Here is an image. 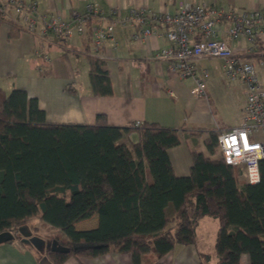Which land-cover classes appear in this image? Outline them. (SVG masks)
<instances>
[{"label": "trees", "instance_id": "1", "mask_svg": "<svg viewBox=\"0 0 264 264\" xmlns=\"http://www.w3.org/2000/svg\"><path fill=\"white\" fill-rule=\"evenodd\" d=\"M6 8L10 0H0V25L9 22V36L15 37L26 29L6 18ZM257 42L255 51L263 48ZM88 59L93 93L113 94L106 58ZM182 130L155 121L111 124L104 113L94 123H56L38 97L13 88L0 109V232L30 243L18 227L29 224L36 234L37 217L65 234L48 238L50 264L109 252L130 253L132 264H151L176 245L196 243L200 220L212 216L219 221L217 259L202 253V264H243V254L249 264H264V157L259 181L250 183L240 165L221 156V130L199 129L191 133L207 131V149L219 156L193 150L190 172L177 175L169 148L180 143ZM95 214L96 227L76 228ZM53 238L70 251H53Z\"/></svg>", "mask_w": 264, "mask_h": 264}, {"label": "crops", "instance_id": "2", "mask_svg": "<svg viewBox=\"0 0 264 264\" xmlns=\"http://www.w3.org/2000/svg\"><path fill=\"white\" fill-rule=\"evenodd\" d=\"M25 1L35 2L40 13L59 14L71 21L75 11L82 14L87 4L92 3L100 13L92 15L87 26L89 23L91 27L96 23H107L113 18L116 20L114 39L106 40L100 53L96 54L92 36L89 37L87 33L88 27L85 33L74 29L68 38L54 32L43 37L27 29L10 37V23H1L0 109L9 92L18 87L26 89L30 96L38 97L47 119L56 123H94L98 113H104L111 124L127 125L141 120L183 128L180 131V143L169 148L177 175L190 172L193 150L212 157L219 156V152L211 155L207 149V131L198 134H192L191 131L227 130L243 120L247 89L243 83L225 76L222 58L197 59L198 64L208 68L210 75L206 81V95H196L192 91L195 80L173 71L169 60L157 55L161 48L170 45L164 35V28L153 24L155 33L149 39H134L133 33L142 26L138 22L133 24L126 21L125 18L136 7H146L157 12H174L181 3L192 2L217 8L234 7L245 10L263 8L264 0ZM229 25L227 20L220 23V38L233 46L240 56L252 62L260 80L264 82V34L261 37L260 31L256 30L255 35L260 38L263 48L255 51L253 43L246 37L232 38L228 32ZM80 53L86 54L87 59L88 54L106 58L113 82V94L95 95L90 75L85 86L78 85ZM134 135L137 134L134 133L132 137ZM259 137L264 139L263 134H259ZM98 221V215L95 214L77 221L75 225L77 229H88L96 227ZM40 223L37 222L36 225ZM218 228L217 218L203 217L197 228L196 243L176 245L151 264H202V253L211 254L212 261L216 262ZM54 232L63 233L60 230ZM51 234L53 233H46L38 247L36 241L24 243L19 239L0 243V264H50L46 257L40 256L46 252L48 236ZM241 260L243 264H249L247 254H243ZM63 264H132V257L130 253L109 252L97 257L71 256Z\"/></svg>", "mask_w": 264, "mask_h": 264}, {"label": "built area", "instance_id": "3", "mask_svg": "<svg viewBox=\"0 0 264 264\" xmlns=\"http://www.w3.org/2000/svg\"><path fill=\"white\" fill-rule=\"evenodd\" d=\"M10 6L4 10L7 19H15L25 29L43 37L54 32L68 38L74 29L85 33L88 19L100 13L92 3H88L82 14L77 11L73 13L71 21L59 14L40 13L35 2L10 0ZM125 19L142 26L133 33L134 39H149L155 33L153 24L164 28V35L170 45L161 48L157 55L168 59L173 71L195 80L192 89L194 94L206 95V81L210 75L208 68L197 63L201 57L222 58L225 76L245 85L247 101L243 120L219 133V152L227 163L242 167L243 176L246 175L248 182H258L259 160L264 157V139L259 137V134L264 135V82L260 80L254 64L220 38L219 25L223 20L229 21L230 36L234 39L246 37L255 49L257 41H261L255 35L256 30L260 31L261 37L264 34V7L237 10L234 7L225 9L183 2L174 12H157L146 7L132 8ZM115 23L116 20L111 18L107 23L92 26V42L96 54L100 53L106 40L114 39ZM250 50L253 51L252 48Z\"/></svg>", "mask_w": 264, "mask_h": 264}, {"label": "rangeland", "instance_id": "4", "mask_svg": "<svg viewBox=\"0 0 264 264\" xmlns=\"http://www.w3.org/2000/svg\"><path fill=\"white\" fill-rule=\"evenodd\" d=\"M80 62H79V66H80V75H79V78H78V85L79 86H85L86 82H87V79L89 80V63H88V59H87V56L86 54L84 53H80ZM133 139H137V135H134L133 136ZM244 179H246V175L244 174L243 176ZM94 219V217H93ZM91 219V220H93ZM37 222H41L39 218L35 217L33 218V223L36 224ZM39 231L36 232V234H34V236L36 237V247H38L40 245V240L43 239V237L45 236L46 233H53L51 235L48 236L51 237L52 235H60L62 237H64V232L58 228V227H49L48 224H41L39 225ZM55 230H60L62 231L63 233H55L54 231ZM40 256V254H39ZM41 258H44V257H47V250L46 252L43 253L42 256H40Z\"/></svg>", "mask_w": 264, "mask_h": 264}, {"label": "water", "instance_id": "5", "mask_svg": "<svg viewBox=\"0 0 264 264\" xmlns=\"http://www.w3.org/2000/svg\"><path fill=\"white\" fill-rule=\"evenodd\" d=\"M18 232L26 239H28L31 242L36 241V237L33 234V230L31 229L29 224H23L18 227ZM15 233L12 231H3L0 232V243L2 242H8L15 238ZM51 249L53 251H59V252H68L70 251L71 247L67 244L61 243L57 238H53L51 242Z\"/></svg>", "mask_w": 264, "mask_h": 264}]
</instances>
